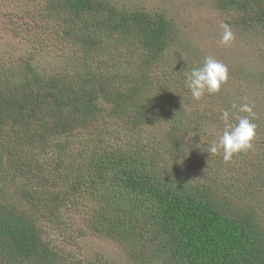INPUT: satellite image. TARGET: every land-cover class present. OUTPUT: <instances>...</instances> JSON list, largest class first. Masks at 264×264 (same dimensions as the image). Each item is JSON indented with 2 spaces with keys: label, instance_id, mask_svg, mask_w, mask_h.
Instances as JSON below:
<instances>
[{
  "label": "trees",
  "instance_id": "16d2710c",
  "mask_svg": "<svg viewBox=\"0 0 264 264\" xmlns=\"http://www.w3.org/2000/svg\"><path fill=\"white\" fill-rule=\"evenodd\" d=\"M214 1L237 13L239 27L264 31V0ZM44 8L56 35L69 45L72 63L51 75L27 64L17 81L0 71V264H63L60 246L44 237L43 222L49 218L58 225L64 199L83 193L98 203L91 215L97 233L157 245L156 255L164 252L170 264H264V226L256 202L230 207L228 185L208 176L200 187L170 180L166 162L146 157L154 142L138 149L141 139L127 140L123 151L104 142L108 129L101 124L107 118L136 134L161 117L168 121L157 133L165 137L171 158L184 138L193 141L189 131L199 121L194 108L188 112V102L166 101L160 82L150 79L178 39L174 20L160 8H128L114 0H46ZM168 71L177 84L173 90L181 88V72ZM150 94L155 101H147ZM214 112L211 118L221 117ZM74 132L83 134L81 141ZM193 156L206 163V157ZM97 179L106 182L99 194ZM117 196L127 203L120 220L119 209L108 218ZM25 200L31 203L27 209ZM101 260L86 264H108Z\"/></svg>",
  "mask_w": 264,
  "mask_h": 264
},
{
  "label": "rangeland",
  "instance_id": "374dc122",
  "mask_svg": "<svg viewBox=\"0 0 264 264\" xmlns=\"http://www.w3.org/2000/svg\"><path fill=\"white\" fill-rule=\"evenodd\" d=\"M114 1L128 8H160L174 20L178 39L154 65L150 79L160 82V89L163 90L161 96L165 95L166 101L177 99L183 103L188 102L192 106L187 108L188 112L194 108L193 114L199 121L189 131V134H193L190 135L193 141L184 138L183 147L174 158H171V153L166 152L165 137L157 133L166 128L168 120L165 117L155 119L136 134L127 131L126 125H122L120 120L107 118L101 124L108 129L104 141L106 146L123 151L127 140L141 139L143 143L136 144L138 149L149 142L156 143L150 155L145 156L166 162L162 166L167 168L170 180L176 179L175 182H178L181 178L186 182L184 186L194 187L201 186L208 176L221 186L228 185L227 192H232L230 199H233L230 207L237 208L242 202H256L257 208H260L258 215L264 226V31L239 27L236 24L237 13L222 9L214 0ZM45 2L46 0H0V71L4 78L19 80L26 71L27 64L36 67L44 75L70 69L71 50L56 35L55 27L44 8ZM224 24L228 25L233 34V39L227 44L221 43ZM63 50H66L65 57L62 56ZM207 56L227 67L228 79L221 85L219 92H205L197 100L187 87L186 78L192 68L202 66ZM169 68L179 70L184 78V85L181 88L178 86L177 90H173L177 84L174 74L168 71ZM145 98L147 101H155L154 94ZM245 104L251 107L250 113L240 111V107ZM225 107L235 114L229 118L231 123L240 117H248L256 125L252 148L233 154L229 161L223 159L222 149L216 154L208 151L210 144L218 141L223 134L225 123L220 117V109L226 110ZM214 110L218 115L221 112L220 118H211ZM32 124L29 122L27 129L31 130ZM73 135L81 141L83 134L74 132ZM194 154L206 157V163H197ZM144 162L146 165L147 161ZM182 170L187 173L183 174ZM195 171L198 175L190 174ZM71 177L74 178L75 174H71ZM101 183H98V179L95 182V192L98 194ZM97 186L99 189H96ZM117 199L112 206L108 203V218L114 217L119 209L120 220L127 203L118 196ZM96 205L98 206L97 201L88 193H83L80 198L69 195L56 214L58 225L49 218L43 222L45 239L60 246L58 254L61 256V263L74 264L76 260L86 264L100 258L101 263L108 264H170L165 260L164 252L161 256L156 255L157 245H142L141 240L135 237L128 240L122 239V236H110L103 231L97 233L91 225V215L96 212ZM30 206V201L25 200L23 207L27 209ZM148 256L152 259H148Z\"/></svg>",
  "mask_w": 264,
  "mask_h": 264
},
{
  "label": "clouds",
  "instance_id": "9594fccd",
  "mask_svg": "<svg viewBox=\"0 0 264 264\" xmlns=\"http://www.w3.org/2000/svg\"><path fill=\"white\" fill-rule=\"evenodd\" d=\"M222 27L224 28V34L221 43L227 44L233 39V34L228 25L224 24ZM227 79V67L213 57L207 56L202 66L192 68L187 74L186 84L193 98L198 100L205 92L209 94L219 92L221 85ZM240 111L250 113L252 109L245 104L240 107ZM221 118L225 123L223 134L218 141H213L210 144L208 151L216 154L222 149L223 159L229 161L233 154L252 148L256 125L248 117H240L238 123L233 125L230 122V113L227 110L222 112Z\"/></svg>",
  "mask_w": 264,
  "mask_h": 264
}]
</instances>
